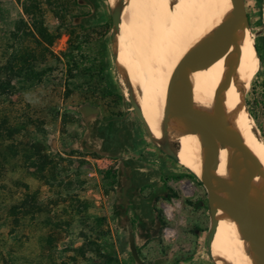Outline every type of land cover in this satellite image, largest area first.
Returning <instances> with one entry per match:
<instances>
[{
    "label": "rangeland",
    "instance_id": "1",
    "mask_svg": "<svg viewBox=\"0 0 264 264\" xmlns=\"http://www.w3.org/2000/svg\"><path fill=\"white\" fill-rule=\"evenodd\" d=\"M37 1L27 16L29 0H0V264H214L188 167L174 160L159 192H124L121 158L142 168L156 145L114 64L111 4ZM243 3L258 46L244 104L264 141V0Z\"/></svg>",
    "mask_w": 264,
    "mask_h": 264
},
{
    "label": "bare ground",
    "instance_id": "2",
    "mask_svg": "<svg viewBox=\"0 0 264 264\" xmlns=\"http://www.w3.org/2000/svg\"><path fill=\"white\" fill-rule=\"evenodd\" d=\"M118 1L108 0L119 12L118 29L112 36L115 67L131 83L151 141L188 167L190 137L181 121L178 103L203 39V22H194L206 0H123L119 7ZM226 41L231 63L222 85L251 140L247 184L264 206V141L244 104L258 53L243 9L228 23ZM203 112L208 147L204 166L222 187L228 188L232 172L226 161L228 124L217 111L211 93L204 97ZM212 208L215 231L207 249L214 264H264L248 251L215 201ZM247 213L252 214L250 208Z\"/></svg>",
    "mask_w": 264,
    "mask_h": 264
},
{
    "label": "water",
    "instance_id": "3",
    "mask_svg": "<svg viewBox=\"0 0 264 264\" xmlns=\"http://www.w3.org/2000/svg\"><path fill=\"white\" fill-rule=\"evenodd\" d=\"M243 0H206L196 21L203 22L202 35L194 67L179 96V115L190 137L188 169L203 184L207 192L210 211V227L207 245L214 231L215 221L212 201L224 211L226 218L238 234L248 251L264 263V206L247 184L248 166L253 146L231 99L222 82L227 75L231 53L226 41V27L233 17L243 9ZM244 10V9H243ZM111 32L114 35L119 25L118 8L111 6ZM194 24L188 31L193 34ZM129 102L137 117L141 113L130 81H127ZM211 93L217 111L225 116L228 124L226 145L227 164L232 169L229 187H222L204 166L207 156L206 125L203 100ZM250 208L252 214L247 213ZM130 250L138 261L136 249L130 238Z\"/></svg>",
    "mask_w": 264,
    "mask_h": 264
},
{
    "label": "crops",
    "instance_id": "4",
    "mask_svg": "<svg viewBox=\"0 0 264 264\" xmlns=\"http://www.w3.org/2000/svg\"><path fill=\"white\" fill-rule=\"evenodd\" d=\"M101 146L103 149L105 148L104 143ZM111 149L113 150V148ZM139 153L146 162L143 163L142 168L138 167L137 161L134 163L126 161L127 158L125 157L121 158L122 173L126 175L124 192H135V188L142 190L145 186L149 191L155 190L159 192L160 189L162 190V185L160 184L161 175H175L178 173L174 159L158 146L151 144L145 145ZM133 156L134 153H131V159ZM149 185L152 187L150 188Z\"/></svg>",
    "mask_w": 264,
    "mask_h": 264
},
{
    "label": "trees",
    "instance_id": "5",
    "mask_svg": "<svg viewBox=\"0 0 264 264\" xmlns=\"http://www.w3.org/2000/svg\"><path fill=\"white\" fill-rule=\"evenodd\" d=\"M30 1V5H27V3L26 2H24L23 4H22V8H23V11H24V13L27 15V16H30L31 14H32V6H35L34 4H36L37 3V5L39 4L38 3V1L37 0H29ZM36 5V6H37ZM36 6H35V8H36ZM33 24H34V27L36 28V30H37V32H38V34L40 35V36H42V38H44V41H45V36H46V30H44V29H42V28H39V27H37V26H35V23L33 22ZM79 29H80V31L83 33V34H85L84 36L87 38V36H88V34H90V33H94L93 31H92V28H90V27H85V26H83V25H79ZM72 39V33H70L69 34V43H68V45L71 47V48H73V46H74V44H73V41L71 40ZM98 39V41L100 42V38H97ZM256 50H257V53H258V46H257V44H256ZM105 174H107V175H109V174H113V178H115V172L113 171V173L111 172V171H109V170H107V171H105ZM177 177H179V176H174V177H171V178H177Z\"/></svg>",
    "mask_w": 264,
    "mask_h": 264
}]
</instances>
